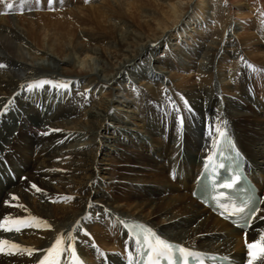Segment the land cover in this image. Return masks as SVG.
I'll return each instance as SVG.
<instances>
[{
    "label": "bare ground",
    "instance_id": "bare-ground-1",
    "mask_svg": "<svg viewBox=\"0 0 264 264\" xmlns=\"http://www.w3.org/2000/svg\"><path fill=\"white\" fill-rule=\"evenodd\" d=\"M211 2L105 0L102 34L64 20L69 0L0 4V220L47 221L0 230L9 241L0 264H38L61 233L87 264H126L136 259L121 225L130 219L183 247L247 264L245 240L264 233V72L247 66L264 69V0H216L224 24L212 19ZM246 28L259 33L248 34V52L236 40ZM34 81L50 83L28 91ZM218 128L231 134L260 190L246 231L192 196ZM92 242L100 246L94 262ZM11 244L25 251L9 255ZM59 258L73 264L71 253Z\"/></svg>",
    "mask_w": 264,
    "mask_h": 264
},
{
    "label": "snow or ice",
    "instance_id": "snow-or-ice-1",
    "mask_svg": "<svg viewBox=\"0 0 264 264\" xmlns=\"http://www.w3.org/2000/svg\"><path fill=\"white\" fill-rule=\"evenodd\" d=\"M19 2L21 5H25L29 2V0H19ZM88 2H90V0H85V3H88ZM4 3H5V0H0V4H4ZM50 3H51V0H50ZM13 6L14 5L12 3L6 4V7L8 9H12ZM247 66L249 68H252L254 71L264 72V69H256L254 66L250 64ZM2 67H5V65L0 64V68ZM46 83H50V82L34 81V82L29 83L26 86V89L28 91H33V90H36L42 87ZM54 86L57 87L58 89H65V90L67 89L66 84H56ZM9 103L11 104L12 101H10ZM4 111L5 112L7 111V106L5 107ZM0 115H3V112H0ZM217 131L220 136L226 135V133L222 129L218 128ZM32 187L36 188L35 185H33ZM222 187L231 188L232 184L231 183L224 184ZM36 190L40 191V189H36ZM221 196H223V194H221ZM12 199L15 200L18 198L13 195ZM65 199L70 200L71 198H65ZM53 202H59V201H53ZM5 203L7 204V201ZM89 207H91V205H89ZM237 211L242 212L243 209H237ZM9 222H11L13 225H18V226L15 228L6 226L9 224ZM36 223L47 224V221H40L39 218L34 217V216H30L29 218L25 220H21V219L11 220L10 217L5 216L3 220H0V230H3L4 232H9L13 230L16 232H20L22 228L35 227ZM78 226H79V222H77V227ZM144 233L146 234L144 235L143 243L147 249L145 253L147 256V260L145 261V264H160L161 259H166L167 264H174V260L171 258V255L173 252L177 254L183 253L185 254V257H191L193 255L190 251L186 250L185 248L177 246V245H173L167 240L161 238L152 229L144 228ZM85 235H88V233H85ZM65 239L71 240L74 238L69 236L68 234H64V233L59 234L55 238L54 242L51 244L49 248L40 250L43 253H45V255L43 256V258L38 260V264H48L49 255H54L56 257L53 264H64V262L59 257H61L62 255L66 253H71L74 257H76V251H75L74 245L72 243H69L67 244V246H65V243H64ZM6 244H9V241L0 240V252H5V248L3 247V245H6ZM245 245L248 250L247 264H255V261H257L262 256H264V247H262V245H264V233L261 234L260 239L256 242L248 243L247 240H245ZM13 250L25 251L24 249H21L19 245L11 244L10 248L7 250V254L9 255L14 254ZM31 254H32V251L29 250V255ZM185 257H182V264H188V260ZM76 259L78 260L79 258L76 257ZM129 264H132L131 260H129Z\"/></svg>",
    "mask_w": 264,
    "mask_h": 264
},
{
    "label": "rangeland",
    "instance_id": "rangeland-1",
    "mask_svg": "<svg viewBox=\"0 0 264 264\" xmlns=\"http://www.w3.org/2000/svg\"><path fill=\"white\" fill-rule=\"evenodd\" d=\"M104 1L105 0H90V2H88V3H85V0H69V2L71 3V5H68L66 8H64L63 9V11H65V12H67V14H66V17L64 18V20H66V19H72V20H75V19H78L77 21H79V23L80 24H82L83 26H85V28H88V30H90V32L92 33V34H95V33H97V34H102V33H104L105 32V30H106V28H107V22H106V19H105V17H107V14L105 13V12H107V13H109L110 12V9L111 8H108L109 6H110V4H108L107 5V3H104ZM250 1V0H249ZM120 2H121V0H120ZM216 2V0H212V4L213 3H215ZM101 3H103V5H101ZM247 3H250V2H248V0H247ZM100 5V6H99ZM213 5H215V7H214V12L212 13V19L216 22V23H218V24H224V23H226L227 22V20H228V16H227V14H226V12L223 10V7L221 6V5H219V4H213ZM98 6V7H97ZM81 7V8H80ZM107 9H106V8ZM112 7V6H111ZM132 7V6H131ZM77 8V9H76ZM91 8H98V9H96V10H93V9H91ZM101 8V9H100ZM60 8H58V10H59ZM79 9V10H78ZM105 9V10H104ZM109 9V10H108ZM125 9V8H124ZM136 9H137V7H136ZM32 10V8H30V10L29 11H31ZM35 11H39V12H49V13H56V11H58L57 10V8L56 9H53V11L51 10H47V9H34ZM70 10H72V11H70ZM132 10H133V12L135 11V8L134 9H130V12H129V14H127L126 16L124 15V12H123V16H125V18H127V17H129V16H131L132 17V14H133V12H132ZM35 11H33L32 10V12H35ZM90 11H92V12H90ZM11 12H13V13H11ZM10 13H11V15L12 14H16L17 12L15 11V13H14V11H11ZM22 11H19L18 12V14H20ZM132 12V13H131ZM105 13V14H104ZM71 15V16H70ZM100 17V18H99ZM246 19H248V18H246ZM105 20V21H104ZM253 26V27H255L256 25L254 24V23H246V24H244V26ZM50 26H52V25H50ZM211 29H213V26L211 27ZM95 31V32H93V31ZM244 31H247L246 33L244 32V34H237V35H239V37L237 38L236 37V40H237V42L239 43V44H241L242 45V48L243 49H247V48H249V45H250V48H251V46H252V44L254 43V41L253 40H251L252 39V37L250 36V35H248V34H259V33H257L256 31H254L253 29H249V28H246ZM249 32V33H248ZM251 32V33H250ZM250 42V44H246V45H244V43H249ZM252 43V44H251ZM253 48V47H252ZM254 49V48H253ZM249 51V49H247V50H245L244 52H248ZM253 51H257L256 49H254ZM164 49L163 50H161V51H158V53H157V58H159V59H163L164 58ZM256 63V62H255ZM184 75H186L185 73H184ZM191 76V78H192V80L194 79V76H193V74H191L190 75ZM196 77V76H195ZM123 103V102H122ZM118 105L120 104L119 102L117 103ZM122 107H120L119 109H121ZM124 111H126L127 109H123ZM129 114H131V113H129ZM204 126H206L204 123L203 124H198V126L197 127H199V129H198V133L200 134V135H204L205 134V132H206V127H204ZM202 127V128H201ZM201 128V129H200ZM201 132V133H200ZM112 159H115V158H112ZM117 159V158H116ZM193 173V172H192ZM166 178H167V176H165ZM193 179V178H192ZM191 179V180H192ZM191 180H190V182H189V186H188V189H190V185H191ZM172 181V180H171ZM16 182V181H15ZM14 182V183H15ZM173 182V181H172ZM188 191V190H187ZM187 191H185V194H187L188 192ZM93 223H91V222H89V225H92ZM88 225V226H89ZM90 244V243H89ZM97 246L98 245H96L94 242L92 243V247H90L92 250H94V248L96 247L97 248ZM99 248H100V246H98ZM88 249H89V247H88ZM89 251H90V249H89ZM103 254V253H102ZM105 254V253H104ZM118 255H119V253H118ZM94 257H96V255H94ZM95 261V260H94ZM121 261H122V259H121ZM120 261V262H121Z\"/></svg>",
    "mask_w": 264,
    "mask_h": 264
}]
</instances>
